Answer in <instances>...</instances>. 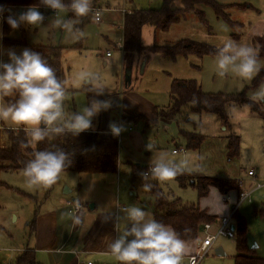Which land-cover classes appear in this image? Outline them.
Listing matches in <instances>:
<instances>
[{
	"label": "rangeland",
	"instance_id": "1",
	"mask_svg": "<svg viewBox=\"0 0 264 264\" xmlns=\"http://www.w3.org/2000/svg\"><path fill=\"white\" fill-rule=\"evenodd\" d=\"M217 4L228 6L224 13L228 21L217 16L211 6H198L203 14L204 22H201L194 14H186L178 22L172 24L165 32L144 25L141 28V44L145 47L152 45L166 46L178 40H190L206 44L218 49L226 37L240 43H247L257 49L258 71L250 78H241L229 71L223 76L218 74L214 64V55H195L174 58L157 53L147 55L133 54L126 59L122 50L116 45L122 41V23L126 15L117 10L159 9L162 0H93V8H100L102 19L99 23H91L88 18H81V23L76 25L83 35L73 39L66 32L53 26V12L48 9H39L45 16L41 25L24 26L11 30L8 35L3 33L0 39V60L7 61L8 51L17 54L24 46L9 50L2 42L24 41L28 46H59L61 47L62 72L67 81V95L64 100L65 113L71 114L79 111L87 104L84 87L94 89L97 82L83 83L78 74L90 73L99 78V85L104 88L103 94L107 96L120 92L124 87V75L127 68L130 69V88H134L142 94L152 97L156 93L162 94L166 90L168 96L171 80H192L207 94H244L259 111L264 113V59L258 55V44L253 37L260 35L264 29V0H213ZM22 11V10H21ZM20 11L12 10L9 13L18 14ZM67 18L71 13L61 14ZM110 55L107 57L106 54ZM4 102L14 101L15 96L3 97ZM169 104V97L165 101ZM164 105V106H165ZM236 107L240 115L230 111ZM165 108V107H164ZM230 128L225 129L212 114H190L186 120L158 118L156 123L144 130L146 139L156 148L149 151V155L142 160L149 166L150 159H155L161 152L167 153L171 162L191 157L193 154L198 159L192 161L185 172L201 174L209 177L234 179L240 184L242 193H250L249 199L237 203V197L231 194V199L221 197V203L227 207V214L231 217L232 210L237 212L236 217L242 218L249 234L257 245L256 255L264 258V219L258 211L264 207V118L252 112L248 106H229ZM112 122L118 123L120 115L111 112ZM98 116L93 118V127L98 129ZM138 125V124H137ZM187 132L199 133L204 137L197 150L185 149V142L179 135V129ZM17 126L8 121H0V144L4 142L5 130H16ZM234 134L240 138V151L238 157L229 161L225 155L224 146L226 137ZM181 146L184 151L172 156L171 151ZM145 166V165H143ZM248 171H253L254 178L246 176ZM130 169L122 164L117 173L83 174L75 175L63 173L58 177L69 179L68 185L62 187L53 186L49 192L40 186H29L25 183L22 173L0 172V222L4 221L11 235L15 237L14 245L20 246L22 238L27 241L28 232L33 214L43 210L48 205L57 201L59 196L68 199L78 198L83 205V211H89L90 205L97 208L112 207L114 202L124 207L135 204L142 207L152 217L153 204L149 195L133 188L130 182ZM118 179V181H117ZM258 184L259 187L253 189ZM160 188L165 194H171L182 202L198 204L200 208L219 214L225 213V208L218 205L217 195L209 194L206 198L198 199L196 191L188 186L181 188L173 180L160 181ZM65 190L71 193L65 195ZM233 203L232 201L234 200ZM114 211V210H113ZM235 219L230 223L235 224ZM124 227V222L119 224V230ZM216 227L205 233L209 236L215 234ZM1 234V233H0ZM205 234L201 233L202 240ZM235 240L218 236L210 249L201 258L198 264H233L235 255ZM220 248L223 255L218 256L215 250ZM197 244L191 243L189 252L194 254ZM186 257L182 264H186ZM95 262V261H94ZM114 264H118L116 261Z\"/></svg>",
	"mask_w": 264,
	"mask_h": 264
},
{
	"label": "clouds",
	"instance_id": "2",
	"mask_svg": "<svg viewBox=\"0 0 264 264\" xmlns=\"http://www.w3.org/2000/svg\"><path fill=\"white\" fill-rule=\"evenodd\" d=\"M92 3L93 0H37L18 14L13 13L7 17H3L5 9L0 6V18L13 31L24 26L41 25L46 19L39 10L43 7L53 12L55 28L78 39L83 35L76 27L81 23V18L86 17L91 23H99L102 19L101 11L94 9ZM63 13L71 15L65 18L61 15ZM2 38L3 33L0 32ZM214 64L221 76L231 71L241 78H250L259 70L257 49L226 37L215 52ZM78 76L83 83L97 82L93 89L94 96L103 94L104 88L99 85V78L95 74L80 73ZM66 95L67 81L59 78L38 52L28 48L18 54L8 51L7 61L0 60V98L15 96L14 101L0 100V121H8L22 128L30 143L35 144L46 137L65 132L77 136L92 128L93 118L112 106L110 100L92 98L79 111L66 115ZM230 111L240 115L236 107ZM124 130L122 124L112 122L108 125V133L114 138L119 137ZM152 148L153 145H146V150L151 151ZM196 159L198 157L193 154L179 162H171L167 153L161 152L155 159H150L147 170L141 172L140 176L142 180H147L149 176L158 181L170 180L187 170ZM70 162L69 154L62 149L36 151L22 170L25 183L29 186L52 184ZM142 187L150 191L152 185L144 183ZM217 201L223 211L225 205L221 203L218 194ZM72 203L77 209L81 207L78 200ZM104 217L106 221L115 222V229L121 221L124 222V227L109 245V251L118 264H182L190 250L191 242L183 239L175 228L157 221L135 204L121 207L118 202H114ZM69 218L73 225L81 224L80 215L69 213ZM252 247H257L255 242Z\"/></svg>",
	"mask_w": 264,
	"mask_h": 264
},
{
	"label": "trees",
	"instance_id": "3",
	"mask_svg": "<svg viewBox=\"0 0 264 264\" xmlns=\"http://www.w3.org/2000/svg\"><path fill=\"white\" fill-rule=\"evenodd\" d=\"M37 0H0V6L5 11L3 17L10 15L11 8H26L36 3ZM211 6L217 16L229 20L224 13L228 6L220 5L213 0H162L159 9H134L130 15H126L122 23V52L125 58H130L133 54L147 55L157 53L174 58L182 55H195L199 58L208 55H214L216 49L202 43L190 40H178L171 45L158 46L152 45L145 47L141 44V28L144 25L165 32L169 27L178 22L186 14H194L201 22H204L202 12L197 9L198 6ZM43 8V7H41ZM40 8V9H41ZM1 29L5 35H8L11 29L1 18ZM258 44V55L264 59V38L256 37ZM4 47L12 50L19 46L27 47L32 51L38 52L41 57L53 68L56 75L64 80L62 72L61 47L59 46H28L24 37L17 42H2ZM83 92L87 103L90 99L103 100L106 95L94 96L95 92L84 87ZM169 104L167 107L157 112L158 117L167 119L186 120L190 114L207 113L214 115L220 125L225 129L230 128L229 115L227 108L229 106H248L252 112L264 118V113L250 102L244 94H207L201 91L200 86L192 80H171L169 92ZM128 121H138L141 117H124ZM98 130V129H96ZM4 145H0V172L22 173L25 163L33 158L36 151H51L62 149L69 154L70 164L61 173L72 174H103L116 173L118 168V139L112 137L108 132L84 131L74 136L71 132H65L59 135L46 137L45 140L32 144L29 137L22 129L5 130L3 134ZM179 135L185 142L187 150H197L202 144L204 137L195 132H187L179 129ZM28 146L25 147L24 145ZM225 155L229 161L235 159L240 151V138L234 134L226 137L224 146ZM147 167L132 165L130 168V182L133 188H138L141 192L147 194L152 199L153 211L152 217L157 221L171 225L181 234L183 239L188 241L198 240L202 233L204 224H211L216 217L208 216L204 210H200L198 204H189L173 197L171 194H165L160 188V181L152 179L142 180L140 173ZM179 187H192L197 198H205L210 188H215L221 195H226L230 191L240 193V184L234 179L209 177L201 174L181 172L174 178ZM56 181L49 185H42V188L49 192L57 183ZM144 183L152 185L150 191H145L142 187ZM2 182H0V186ZM264 219V207L258 213ZM231 218L235 219L234 232L235 255L233 264H264V258L256 255L255 250H249L246 247L247 230L242 218L236 217V211ZM33 222L31 223V225ZM190 229L185 232L184 229ZM16 264H36L31 252L25 251L16 258Z\"/></svg>",
	"mask_w": 264,
	"mask_h": 264
},
{
	"label": "crops",
	"instance_id": "4",
	"mask_svg": "<svg viewBox=\"0 0 264 264\" xmlns=\"http://www.w3.org/2000/svg\"><path fill=\"white\" fill-rule=\"evenodd\" d=\"M23 9L11 8L9 12L12 10L21 11ZM227 11H229L228 8ZM263 17L262 21L264 22ZM256 37L264 38V29ZM256 37H253L254 41ZM166 93L165 90L162 94L159 92L152 97H148L136 89L130 88L129 84L120 92L113 93L111 96L106 95L103 99L110 100L112 106L107 111H102L98 114V118H100L98 120V130L94 129L91 131L107 133L108 125L112 123L110 113L115 112L120 115L118 124H122L125 130L117 137L118 168L123 163L127 165L128 170L134 164L140 166L147 165L142 158L149 155L146 145L150 144V142L146 139L144 130L142 131L141 128L146 129L154 125L157 119L160 118L157 112L168 106L165 105L168 97ZM124 117H141V119L138 121H128ZM0 145L3 146L4 142ZM177 148L182 147L178 146ZM153 152H156V148H153ZM178 153L180 152L173 154L171 151L172 156L179 155ZM61 174L63 173H60L58 176ZM68 183L69 179L58 177V181L54 186L58 188L68 185ZM211 192L212 194H214L213 192H217L224 199L225 203L227 202V198L228 200L231 199V194L237 197L236 200H238L239 193L236 191H230L226 195H221L215 188H210L208 195ZM68 193H71V191L65 190V195ZM235 197L232 201L233 203L235 202ZM76 200L80 202L78 198L74 200L59 196L55 203L33 214L31 221L28 223L30 229L27 241L24 244L25 236L22 238L20 246L14 245L15 237L10 234L5 222L1 221L0 264H16V258L25 251L32 253L36 264H84L88 262L91 264H114L116 260L109 251V245L111 240L115 239L119 226L115 229V222L113 220H105L104 214L109 211V208H97L93 204V207L85 212L80 202V211L74 212L68 203ZM200 210H204L208 216L216 217V219L227 216L228 212L227 207H225L224 214L210 212L203 207ZM69 213L80 215L81 224L73 225L69 218ZM32 222L33 224L31 225ZM232 226L234 227V225ZM198 241L199 238L198 240L191 241V243L198 244Z\"/></svg>",
	"mask_w": 264,
	"mask_h": 264
},
{
	"label": "built area",
	"instance_id": "5",
	"mask_svg": "<svg viewBox=\"0 0 264 264\" xmlns=\"http://www.w3.org/2000/svg\"><path fill=\"white\" fill-rule=\"evenodd\" d=\"M95 9L101 11L100 8H95ZM118 12L121 13L122 15H130L131 14L130 11H127V10H124V9L118 10ZM263 19H264V17H263ZM122 47H123V44L121 42H118L117 45H116V48L118 50H122ZM109 55H110L109 53L106 54L107 57ZM183 151H184L183 148H177V149L173 150L172 153L176 154L177 152H183ZM147 168L144 171H146ZM246 176L249 177V178H254L253 171H248L246 173ZM258 187H259V185L256 184L255 188H258ZM249 195H250V193H242V192H240L239 195H238L237 203H238V201L239 202H243L244 200L249 199ZM68 205H70L71 209L74 212H78L81 209V207L79 209H77L72 202H69ZM234 212H235V210L233 208L231 216H232V214ZM231 219L232 218L227 215V216L221 217L219 219H216L211 224H204L203 230H202L203 234L207 233L211 229V227L213 225L216 227L215 234L213 236H209V235L205 234V236L203 237L202 240L199 239L198 244H197V251L194 254H191V255L186 257V264H198L199 261L201 260V258L210 249V247L212 246L213 242L215 241V239L218 236H224V237H227V238H230V239L234 238L235 237V232H234V228L231 229V227H232V224L230 223ZM84 264H91V263L88 262V263H84Z\"/></svg>",
	"mask_w": 264,
	"mask_h": 264
},
{
	"label": "water",
	"instance_id": "6",
	"mask_svg": "<svg viewBox=\"0 0 264 264\" xmlns=\"http://www.w3.org/2000/svg\"><path fill=\"white\" fill-rule=\"evenodd\" d=\"M124 84H125V86H128L130 84V69L129 68H127L125 71ZM92 207H93V205L89 206V208H92ZM233 228L234 227L232 226L231 229H233ZM253 242H254L253 238L249 234H246V247L249 250H255L257 248V247H255V248L252 247ZM215 254L218 256H221V255H223V252L220 248H218L215 250Z\"/></svg>",
	"mask_w": 264,
	"mask_h": 264
}]
</instances>
